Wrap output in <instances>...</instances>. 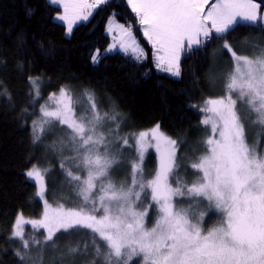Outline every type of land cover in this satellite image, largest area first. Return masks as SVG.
Segmentation results:
<instances>
[{"label":"snow or ice","instance_id":"snow-or-ice-1","mask_svg":"<svg viewBox=\"0 0 264 264\" xmlns=\"http://www.w3.org/2000/svg\"><path fill=\"white\" fill-rule=\"evenodd\" d=\"M50 2L62 6L56 18L71 33L107 0ZM127 4L155 49L156 67L174 77L181 76L182 56L202 52L213 39L224 40L220 47L230 56V71L222 78L221 95L207 98L199 109L205 114L204 138L191 156L178 157V141L165 136L159 124L122 136L124 118L114 106L102 111L94 92L85 89L74 96L73 89L62 87L59 94L52 93L51 105H42L41 119L32 123V137L34 144L42 143L46 125L49 132L60 128L57 139L45 146L44 157L47 161L50 155L59 171L33 164L26 172L38 185L36 195L44 200L45 211L39 221L17 216L11 235L20 240L21 250L15 255L29 264L34 248H54L60 239L90 234L92 243L83 249L71 243L57 248L63 252L60 264H131L134 257L143 264H264V154L247 137L249 124L264 125V46L251 56L241 55L226 40L240 21L264 30V0ZM107 31L116 33L108 51L118 44L135 60L145 58L131 27L110 20ZM99 61L97 50L91 62ZM29 85V99L35 102L40 98L39 78L29 77ZM153 143L159 166L146 179L143 161ZM181 168L190 169L195 178H182ZM120 170L126 173L124 179H114ZM57 179L76 193L78 208L52 209L48 204L46 196L60 194ZM212 212L220 214V222L206 229L205 217ZM25 223L46 229L43 241L25 238Z\"/></svg>","mask_w":264,"mask_h":264},{"label":"trees","instance_id":"trees-1","mask_svg":"<svg viewBox=\"0 0 264 264\" xmlns=\"http://www.w3.org/2000/svg\"><path fill=\"white\" fill-rule=\"evenodd\" d=\"M59 11L47 0H0V264H22L15 255L21 250V242L12 238L13 224L21 213L34 218L42 212L36 185L26 178L25 171L33 164L59 171L50 155L47 161L44 157L45 146L57 139L60 128L45 131L42 143H33L32 123L38 115V102L29 99V77L39 78L41 100L62 87L73 89L74 96L85 89L94 92L98 102H102V111L114 106L124 118L122 136L159 124L165 136L178 141L179 157L191 156L192 149L198 148L204 138L205 126L201 121L205 114L199 109L207 98L221 95L222 78L230 71V56L220 47L224 40L216 39L202 52L181 57L179 78L156 71L149 58L139 62L119 52L102 56L95 65L91 55L95 50L103 52L108 46L104 27L111 17L131 27L147 56L151 55L137 18L125 0H109L87 23L76 25L70 37H66L65 27L54 20ZM226 40L237 49L248 44L258 52L264 46V30L239 23L234 31L227 33ZM252 54L249 52L248 56ZM255 129L249 124L248 144L257 142L261 148L264 138L257 139ZM143 168L145 178L150 179L157 168L153 154L145 157ZM179 172L189 181L195 178L190 169L181 168ZM125 174L120 170L114 179L122 180ZM56 189L58 196H46L54 206L67 210L79 207L76 193L59 179ZM219 217L216 212L209 213L205 225L220 222ZM154 221L153 215L146 226L151 228ZM33 234L36 240L43 241L44 233ZM69 243L83 249L91 245L92 238L90 234L75 235L58 240L54 248H34L29 264H60L63 252L56 249L63 250ZM80 264L86 262L81 260Z\"/></svg>","mask_w":264,"mask_h":264},{"label":"rangeland","instance_id":"rangeland-1","mask_svg":"<svg viewBox=\"0 0 264 264\" xmlns=\"http://www.w3.org/2000/svg\"><path fill=\"white\" fill-rule=\"evenodd\" d=\"M107 1H109V0H107ZM47 2L48 3H50L51 5H53V6H56V7H58L59 9H60V11L55 15V17H54V20L57 22V23H60V24H62L64 27H65V36L66 37H70V35H71V33H68L67 32V25H66V23L64 22V21H61V20H59V19H57L56 17L59 15V14H62V11H63V9H62V6L61 5H57V4H52L51 2H50V0H47ZM125 2H126V4H127V0H125ZM257 2H259L258 0H257ZM101 5H99L98 7H96L95 9H93L92 10V15L95 13V11L100 7ZM127 6H128V8L130 9V11H131V8H130V6L127 4ZM132 12V11H131ZM134 14V13H133ZM92 15L91 16H89V19L87 20V21H78L74 26H73V28L76 26V25H79V24H84V23H87L90 19H91V17H92ZM135 15V14H134ZM136 17V16H135ZM137 18V17H136ZM239 19V18H238ZM110 20H114L115 21V24H122V23H120L119 21H117L115 18H113V17H111V18H109L108 19V21H107V23L105 24V27H104V33H105V35L109 38V44H108V46L105 48V50L103 51V52H100L99 51V56H100V58L102 57V56H104V55H112V54H114V53H116V52H119V53H122V54H124V55H127V56H129V57H131L132 59H134V57L129 53V54H125L122 50H120L119 49V45L117 44V47L115 48V49H113V50H111V51H108V49H109V47L113 44V37L116 35V33L115 32H113V33H109L108 31H107V28H108V24H109V21ZM137 22H138V18H137ZM239 23H243V24H246L247 22H243V21H240ZM138 25H139V22H138ZM125 26V25H124ZM113 27H115V25H113ZM126 28H127V26H125ZM139 27H140V30H141V32H142V36H143V31H142V26H140L139 25ZM131 30H132V28H131ZM118 31V30H117ZM133 32V31H132ZM134 34V33H133ZM135 36V35H134ZM144 37V36H143ZM117 39H118V37H117ZM144 39L146 40V42L148 43V45L151 47V55H149V56H147V54H146V52H145V50H144V52H145V54H146V56H145V58L144 59H142V60H135V61H139V62H141V61H146L147 60V58H149L150 60H151V63H152V66L155 68V70L156 71H158V72H160V73H165V74H167V75H169V76H171V77H173V78H179V77H174V76H172L171 75V73H168V72H165V71H163V69L162 68H157L156 67V61H155V49L152 47V45L149 43V41L144 37ZM142 48V47H141ZM233 49L234 50H236L237 52H238V54H241V55H248V53L250 52V53H253L254 52V48H252L251 47V45H248V44H243L242 46H240L239 47V49H237V48H235V47H233ZM240 52H239V51ZM96 52H97V50H95L94 52H93V54H96ZM92 54V55H93ZM96 65V64H95ZM55 93H57V94H59V91L58 92H55ZM52 93H50V94H46V95H44L43 96V98H42V100H41V89H40V98L37 100V101H35V102H38V115L36 116V119H35V121H39L40 119H41V116H42V113H40V108H41V106L42 105H45L46 103L47 104H49V105H51V102L49 101V96L51 95ZM214 98H217V97H214ZM204 103V102H203ZM50 110H51V108H50ZM79 110L77 109V112H78ZM252 126H254V128H256L255 130H256V138L257 139H262V138H264V125H260V124H251ZM48 127L49 126H45V131H47L48 130ZM153 128V127H152ZM151 128H149V129H147V130H144V131H148V130H150ZM53 132H54V130H52ZM141 132V131H140ZM162 132V131H161ZM139 132H136V133H134V134H138ZM247 137L248 138H250V133H249V135L247 134ZM259 142H260V140H259ZM258 144L259 143H255V144H253V145H250V146H253V147H255L256 149H257V151H258V153H260V154H264V143L262 144V146H261V148H259L258 147ZM149 154H153L154 155V157L156 158V160H157V168H156V170L158 169V166H159V153H157V151H156V149H155V146H154V143H153V146H150V147H148L147 148V150H146V153H145V157L147 156V155H149ZM145 159V158H144ZM33 166V165H32ZM31 166V167H32ZM30 167V168H31ZM29 168V169H30ZM41 168H43V167H41ZM28 169V170H29ZM27 170V171H28ZM155 170V171H156ZM27 171H25V176H26V172ZM26 178L29 180V181H31L32 183H34L35 184V181H33L32 179H30V178H28L27 176H26ZM36 185V184H35ZM36 190L38 191V185H36ZM38 199H39V201L41 202V204H42V213H41V216L39 217V218H29V217H25V216H23V218H24V220H26V221H39V220H41L42 218H43V214H44V211H45V204H44V200L43 199H41V198H39L38 197ZM45 199H47L46 197H45ZM48 200V199H47ZM48 204L51 206V208L52 209H56V208H58L59 206H54V204L50 201V200H48ZM65 210H67V209H65ZM218 215H220L219 213H218ZM220 218V217H219ZM17 219V218H16ZM16 221V220H15ZM14 224H15V222H14ZM13 224V225H14ZM219 224V222H217L216 224L215 223H213L212 225H204V227L206 228V229H211L212 227H214V226H217ZM13 229V228H12ZM23 229H24V234H25V238H35L34 237V234H33V232L34 233H37V232H39V231H41L42 233H44V234H46V229H44V228H41V227H37V228H34L33 227V225L31 224V223H25V224H23ZM12 238H14V237H12ZM16 241H20L18 238H14ZM131 264H143V261H142V259L140 258V257H134L133 258V261L131 262Z\"/></svg>","mask_w":264,"mask_h":264},{"label":"bare ground","instance_id":"bare-ground-1","mask_svg":"<svg viewBox=\"0 0 264 264\" xmlns=\"http://www.w3.org/2000/svg\"><path fill=\"white\" fill-rule=\"evenodd\" d=\"M41 89V88H40ZM49 94V93H48ZM42 96V95H41ZM42 213V212H41ZM41 216V214L38 216V217H34V218H39ZM26 217V216H25ZM29 218H31V217H29Z\"/></svg>","mask_w":264,"mask_h":264}]
</instances>
